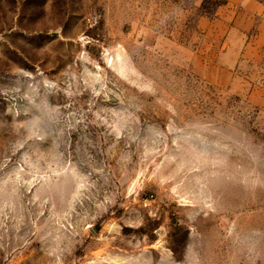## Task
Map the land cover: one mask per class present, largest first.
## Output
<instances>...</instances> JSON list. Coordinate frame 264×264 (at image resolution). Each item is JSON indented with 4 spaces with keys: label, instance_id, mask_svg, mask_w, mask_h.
I'll use <instances>...</instances> for the list:
<instances>
[{
    "label": "rangeland",
    "instance_id": "1",
    "mask_svg": "<svg viewBox=\"0 0 264 264\" xmlns=\"http://www.w3.org/2000/svg\"><path fill=\"white\" fill-rule=\"evenodd\" d=\"M264 264V0H0V264Z\"/></svg>",
    "mask_w": 264,
    "mask_h": 264
},
{
    "label": "clouds",
    "instance_id": "2",
    "mask_svg": "<svg viewBox=\"0 0 264 264\" xmlns=\"http://www.w3.org/2000/svg\"><path fill=\"white\" fill-rule=\"evenodd\" d=\"M139 264H157V262L152 257H142Z\"/></svg>",
    "mask_w": 264,
    "mask_h": 264
}]
</instances>
